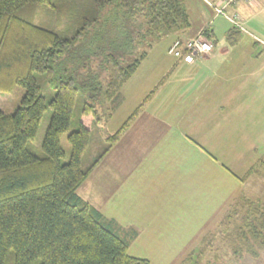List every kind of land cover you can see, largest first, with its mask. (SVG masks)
<instances>
[{
	"label": "trees",
	"instance_id": "trees-1",
	"mask_svg": "<svg viewBox=\"0 0 264 264\" xmlns=\"http://www.w3.org/2000/svg\"><path fill=\"white\" fill-rule=\"evenodd\" d=\"M191 27L183 0H0V90L24 88L14 112L0 108V264H151L127 252L135 232L129 239L128 231L119 235L77 188L163 78L121 125L103 136L106 146L89 166L83 168L81 159L92 126L101 121L95 102L117 99L114 109L123 84L153 44L172 34L183 37ZM210 27L202 33L214 46ZM242 31L241 24L231 23L227 43L236 44ZM35 72L44 74L54 90L47 101ZM46 107L51 116L39 151L34 139ZM64 133L70 146L66 161L60 144ZM252 175L264 179V153L237 177L243 182ZM263 247L264 204L240 190L216 229L204 234L179 264H218L217 257L227 254L238 262L246 255L257 257Z\"/></svg>",
	"mask_w": 264,
	"mask_h": 264
},
{
	"label": "rangeland",
	"instance_id": "rangeland-1",
	"mask_svg": "<svg viewBox=\"0 0 264 264\" xmlns=\"http://www.w3.org/2000/svg\"><path fill=\"white\" fill-rule=\"evenodd\" d=\"M183 1L188 10L193 9L194 6L205 12L204 19L206 21L203 24L209 22L213 28L217 40V49L229 46L226 41V31L231 23L225 17L220 14L213 16L215 13H210L205 5V0ZM207 5L211 7L209 4ZM253 12H249L248 15ZM203 24L193 33L188 31L185 37L198 34L204 27ZM242 26L244 30L240 40L236 43V47L248 48L247 55L242 56L246 58V64L250 66V69L255 71L257 82L256 87L251 88V91L257 94V101L251 104L250 108L246 109L240 118V127H243L245 131H250L247 134L237 135L235 138L232 131L239 125L234 128L231 125L233 120H224L223 122L221 120L218 123L216 117L211 118L209 109L204 113V118H200L203 111L200 112L199 108H202L206 103H191L192 98L190 97L189 100H180L182 98L173 100L174 97L170 94L176 91H170L175 90L171 85L174 79L184 76L183 70L173 72L171 70L170 73H167L174 58L166 52V49L175 34L161 38L148 50L147 56L142 60L137 70L123 84L118 95L120 102L114 109L111 108V105L117 102V99H114L113 103H103L99 99L95 102L101 121L92 126L91 138L81 159L83 168L89 166L97 154L106 146L103 136L112 133L121 125L160 79L163 78V82H167L156 95H153L142 110L146 114H151V111H154L170 115L166 122L169 127H172V130L168 135L156 139L153 150H160V147L168 145V149L173 155L169 160H158L156 168L151 163L149 164L156 170L154 175L156 181L151 184L144 181V179L153 178H148L151 176L146 167L147 161L142 160L140 166L133 169L130 178H108L104 175L107 169L105 168L106 163H103L105 158H102L99 163L102 167L95 172L96 177L100 178H90L94 176L91 174L83 181V185L89 183L96 194L105 193L103 197L104 206L99 209L104 215L115 219L114 230L120 226L125 228L122 232L117 231L119 235L123 237L124 233L129 231L126 237L129 239L133 234L132 229L138 231V235L130 240L127 252L133 256L147 258L151 264H179L193 248L200 244L204 234L216 229L222 213L239 189L246 191L250 196L259 197L264 204V179L252 175L241 182L230 173L233 171L236 175L239 174L245 166L252 162L255 154H257L255 158H257L264 153V11L262 14L254 16L250 21L244 20ZM166 74L168 75L165 76ZM33 76L40 84L41 93L46 101L49 100L53 96L54 90L45 82L44 74L35 72ZM23 94L24 88L21 85H14L8 91L0 90V108L8 113L14 112ZM209 99L214 103L209 102L210 105L216 107L219 104L214 96H210ZM187 100L190 103L183 102ZM189 105L190 109L188 110ZM79 109L80 103L77 102L72 116L71 130L75 128ZM110 112L111 115L109 116ZM144 113L133 124L135 129L151 126L152 119L146 120ZM229 115L232 117L233 113L229 112ZM50 116L51 111L46 107L34 139V144L39 151ZM143 121L145 124L142 123ZM238 131L241 134L240 128ZM238 131L235 130V134ZM66 135L64 133L60 138V144L64 151L63 161L68 159L70 153ZM250 141H258V145L248 147V149L247 146ZM240 145L243 147L241 151L239 150ZM247 151L249 152L247 153ZM116 154L118 156H115ZM116 154L112 157L111 155L106 157V162L109 164L107 172L111 170L112 165H116L117 158L120 161L119 151ZM223 165L224 167L228 166L230 171H227V167L224 169ZM113 171L120 175L119 168H113ZM139 176L141 178L136 179ZM178 176L181 178H173ZM202 176H208L206 181L205 178L200 180ZM160 178H166L165 189L162 187ZM170 178L180 180L172 182L169 180ZM188 178L192 180L188 184L190 189L182 183L184 180L187 184ZM174 183L179 191L173 187ZM107 184L111 185V194L114 192L113 200L105 196ZM146 185H153V187L146 190L144 189ZM154 187L159 190L154 189ZM185 187V192H181ZM158 191L162 197L158 196ZM82 192V195L87 197L86 189H83ZM166 194L172 195L176 199L166 200ZM191 194L194 196L193 199H191ZM88 201L94 204L92 200L88 199ZM174 205L176 206L175 213L172 209ZM169 211L173 214L171 215ZM153 219H159V221H151ZM173 227H177V229L174 230ZM220 246V243L216 244L219 249ZM215 252L218 255L215 250L213 254ZM217 260L218 264H264V247L257 257L246 255L242 260L236 262L227 254L223 257H217Z\"/></svg>",
	"mask_w": 264,
	"mask_h": 264
},
{
	"label": "crops",
	"instance_id": "crops-1",
	"mask_svg": "<svg viewBox=\"0 0 264 264\" xmlns=\"http://www.w3.org/2000/svg\"><path fill=\"white\" fill-rule=\"evenodd\" d=\"M212 1L215 2L216 0H212ZM205 5L209 9L210 13L213 14L214 13L213 9L209 7L206 3ZM226 11L228 13L234 12L238 14L239 18L241 19L240 21L241 25H243L244 20L250 21L254 16H257L263 13L264 0H253L248 3L244 2L243 0H238L236 3L227 6ZM251 11H254V12L248 15L249 12ZM188 12H189L191 22H192V27L189 31L193 33L201 26V24H203L206 21L204 19L205 12L194 6H193V9L191 10L189 9ZM210 28L214 34L213 28L212 27ZM242 30L244 29L242 28ZM172 37H175V36H172ZM216 43L217 41L214 44V49L211 55L201 60L195 61L193 63H186L172 56L174 58V61L169 67V69H171L172 72L183 70L184 76L174 79L171 87H173L175 90H170V91H176V92H172L170 95L174 97L173 100L175 101L178 100L179 98H182L180 100H186L190 97L192 98L191 103H196V104L206 103V105H204L202 108H199L200 112L203 111V113L200 115V118H204V113L209 109V111L211 112V118L213 119L216 117L218 123L221 120L222 122L224 120H233L231 125H233L234 128L237 125H239L232 131V134H234V137L236 138L237 135H243V134H247L248 132H250V131H245L243 127H240V124H241L240 118H241L242 113L246 109H249L251 104H254L257 101L256 99L257 94L251 91V88H255L257 85L256 74H255V71H252L250 69V66L246 64V58H244V56L247 55L246 52L248 48H245V49L237 48L236 44H234L233 46L232 45L223 46L217 49ZM253 43H256V42H253ZM166 83L167 82L164 81L163 84L157 90V92L160 89H162L164 87V84ZM156 93L154 95H156ZM210 96H214L216 98V102L219 103L216 105V107L214 105L209 104V102H211V104H214L211 99L208 100ZM188 100L183 101V102L190 103V101ZM189 109H190V105L188 106V110ZM229 112L233 113L232 117L229 115ZM143 113L144 112L142 111L141 113L138 114V116L131 123V125L124 131L122 136L113 144V146L102 157V158H105L103 163H106L105 168L108 169L109 164L108 162H106L107 161L106 157L109 155H111L112 157V155H115L119 151L120 161H118V158H117V161L115 163L116 165H112L110 167L111 170L109 172H107V169L104 172V175L107 176L108 178H130L131 174L133 173V169L136 167H139L140 161L142 160V161H147L146 167L149 169L150 176H151L148 178H153V179H144V181L147 184L154 183L156 181L155 179L156 177L154 176L156 170L150 167L149 164L151 163L152 166L156 168L158 160L160 159L169 160L171 156L173 155L168 149V145L166 147L164 146L160 147V150H153V144H155L154 142L156 141V139H160V137L163 135H168L169 132L172 130V127L171 126L169 127V125H167V122H166V120L170 117V115L163 114L160 112H154V111H151V114L144 113L146 115V120L152 119L151 126L142 125L144 127H138L135 129L133 127V124L135 123V121L139 119V117ZM142 123L145 124L144 121ZM192 128L194 127L192 126ZM239 128H240L241 134L238 131ZM235 130L238 131L237 134H235L236 133ZM257 145H258V141H254V142L250 141V144L247 146V148L253 147V146L256 147ZM242 148L243 147H241L240 145L239 150L241 151ZM248 152L249 151H247V153ZM115 156H118V154H116ZM256 156L257 154L253 156L252 162L256 159L255 158ZM101 160L97 163V165L101 162ZM95 167L92 169V171L89 174V175L92 174L94 176H91L90 178H100V177H96L95 172H97V169L101 168L102 166L101 164H99L96 170H95ZM226 167L228 171L230 168L228 166ZM226 167H224L223 165L224 169ZM247 167L248 166H245L242 172H239V174L237 175L233 171H230V170L229 171L232 175L238 178L237 176L242 175V173L246 170ZM113 168H119L120 175L114 172ZM89 175L87 176V178L89 177ZM140 178L141 177L139 176L136 179H140ZM173 178H181V177L178 176V177H173ZM203 178H205V181H206V178H208V176L206 177L202 176L200 180L201 179L203 180ZM159 180L162 183V187L165 189L166 178H160ZM169 180H172V182H175L180 179L175 180V179L170 178ZM190 182H192V180H190L189 178L187 179V184L184 180H182L183 185L187 187ZM83 183L84 182H82V184L77 188V193L103 214V212L99 208L104 206L103 204L105 200L103 197L105 193L101 194L100 192L99 194H96L94 192L95 190L91 188V185L89 183L85 185H83ZM150 187L152 188L153 185H146L144 189L147 190ZM173 187L177 189L176 191H179L175 183L173 184ZM110 188H111V185L107 184V187H105V191L107 190V193L105 196L109 197V199L112 198L113 200L114 192L111 194ZM155 188L156 187H154V189ZM188 188L190 189V187ZM83 189H86L87 197H84L82 195ZM156 189L159 190L158 188ZM185 190H186V187L181 192L183 191L185 192ZM240 190L241 189H239V191ZM158 196L162 197V194H160L159 191H158ZM165 198L166 200L176 199L172 195L169 196L167 194L165 195ZM193 198L194 196L191 194V199ZM88 199L92 200L94 204L88 201ZM95 205L98 207H96ZM166 206H167V202H166ZM172 209H173V213H175L176 206L174 205ZM169 213L171 215L173 214L171 213V211H169ZM104 216L106 217V219H109L110 222L116 226V221L114 218L112 217L110 218L106 215ZM151 221L158 222L159 219H153ZM117 229H119V231L125 230V228H122L121 226L118 227ZM173 229L176 230L177 227H173ZM132 230L133 232H135V235L132 238H135L136 235H138V231L135 229H132Z\"/></svg>",
	"mask_w": 264,
	"mask_h": 264
},
{
	"label": "built area",
	"instance_id": "built-area-1",
	"mask_svg": "<svg viewBox=\"0 0 264 264\" xmlns=\"http://www.w3.org/2000/svg\"><path fill=\"white\" fill-rule=\"evenodd\" d=\"M206 4H209L213 9V16L217 14L223 15L228 19L232 24L240 25L241 19L239 15L232 12L228 13L226 7L236 3L238 0H205ZM244 2H251L253 0H243ZM210 26V23L207 22L204 27L199 31L195 36H183L176 37L168 45L167 52L175 58L181 59L186 63H193L195 61L201 60L209 56L213 51V42L204 36L202 31Z\"/></svg>",
	"mask_w": 264,
	"mask_h": 264
},
{
	"label": "bare ground",
	"instance_id": "bare-ground-1",
	"mask_svg": "<svg viewBox=\"0 0 264 264\" xmlns=\"http://www.w3.org/2000/svg\"><path fill=\"white\" fill-rule=\"evenodd\" d=\"M223 16V15H222Z\"/></svg>",
	"mask_w": 264,
	"mask_h": 264
}]
</instances>
